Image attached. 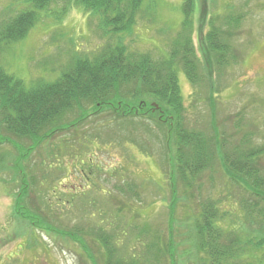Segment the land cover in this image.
<instances>
[{"label": "rangeland", "instance_id": "374dc122", "mask_svg": "<svg viewBox=\"0 0 264 264\" xmlns=\"http://www.w3.org/2000/svg\"><path fill=\"white\" fill-rule=\"evenodd\" d=\"M62 4L58 1L40 13V20L24 39L0 52L2 69L26 84L54 82L76 54H92L109 39L102 37L98 29L99 18L81 7L70 8L58 17ZM182 4L183 0H145L142 10L146 13L142 11L131 33L121 35L130 51L168 57L183 25ZM197 5L194 45L200 58L204 59L205 33L212 28L209 20L225 27L222 24L230 12L244 13V19L233 29L242 58L228 68L227 81L214 93L215 114L210 102L198 99L199 93L188 77L179 72L188 125L207 128L213 117L218 125L225 124L222 121L226 117L229 120L225 128L232 134L235 128L231 119L237 123V115L242 112L246 121L255 125L247 127L257 132L254 142L264 144V0H197ZM148 6L151 14L146 10ZM24 7V0H0L1 18L13 16ZM147 123L154 126L151 121ZM120 130L130 138L136 137L138 144L146 141L152 153L145 154L137 142L113 140ZM146 134L138 120L121 126L109 113L92 116L79 128L59 132L43 142L25 164L34 170L33 180L38 181L36 192L30 194L33 206L28 212L32 218L41 214L46 223L43 229L15 214L20 178L5 173V182L0 178V264H106L102 232L110 235L119 258L134 264L136 254L142 258L140 261H148L157 253V246L148 249L145 243L158 240L151 235L144 238L146 242L137 238L135 226L143 224L151 226L150 234H162L164 246L173 239L176 264H211L208 255L197 251L193 225L201 205L210 199L219 201L220 210L227 213L222 226H238L246 239L262 236L264 202L258 199L253 210L255 218L247 216L239 203L250 194L231 185L220 166L204 172L192 187L179 181L178 201L171 215L168 165L159 153V143H150ZM8 138L17 146L31 144L29 139ZM1 152L8 154L9 162L19 154L11 143L3 145ZM133 183L140 200L134 193L119 191V187ZM26 204L31 206L28 198ZM231 264H264V247L250 248Z\"/></svg>", "mask_w": 264, "mask_h": 264}, {"label": "trees", "instance_id": "16d2710c", "mask_svg": "<svg viewBox=\"0 0 264 264\" xmlns=\"http://www.w3.org/2000/svg\"><path fill=\"white\" fill-rule=\"evenodd\" d=\"M58 1L63 3L56 13L58 17L64 16L70 8L81 7L99 18L98 29L102 37L109 39L92 54H76L54 82L38 80L26 84L0 67V178L5 182L3 175L7 172L20 178L15 214L43 229L42 225L46 223H43L45 219L41 214L37 213L32 218L29 213L33 206L30 194L36 192L38 181L33 180L35 172L26 168V161L43 142L57 133L79 128L92 116L111 113L115 123L121 126L138 120L148 133V141L161 146L159 153L167 162V174L171 179V215L178 201L179 181L192 187L193 181L204 172L220 166L231 185L250 194L251 199L244 198L239 204L247 216L255 218L253 210L258 199L264 202V144L255 143L257 132L247 129L255 125L246 121L240 112L237 123L231 119L235 128L232 134L225 128L229 120L226 117L222 121L225 124L220 126L217 118L213 117L207 128L190 127L179 83V72L182 71L199 93L198 99L210 102L213 114L216 113L214 93L227 81L228 68L242 58V52L235 44L233 29L244 19V13L235 15L230 12L222 24L225 27L216 26L209 20L212 28L204 36L202 59L194 45L197 0H183V25L172 42L168 57H155L150 53L130 51L121 36L132 32L138 17L145 12L142 10L145 0H24V9L15 15L3 19L0 15V52L24 39L40 20L39 14ZM150 9V6L146 9L149 14ZM154 103L158 106L155 107ZM147 121L154 126L148 125ZM12 136L19 140L29 139L31 144L17 146L8 138ZM113 140L137 142L145 154L152 153L146 141L141 140L138 144L136 137L130 138L122 130ZM7 143L18 150L14 162H9L8 154L1 152ZM135 188L133 183L119 187V191L134 193V197L140 200V193ZM191 197L195 198L194 195ZM27 198L30 208L26 204ZM45 204L48 206V201L45 200ZM219 205V201L210 199L197 212L193 225L198 252L208 255L211 264H231L250 248L260 250L264 247V230L259 233L262 236L246 239L238 226H222L228 216ZM150 227L147 224L140 228L135 226L138 230L136 236L145 242L144 238L150 235L158 240H151L150 245L145 243L148 249L157 246V253L148 261H140L142 258L134 254V264H176L173 239L170 238L164 246L162 234L155 231L150 234ZM47 230L54 231L52 228ZM60 234L67 236L65 232ZM110 238L105 232L100 235L106 251L105 263L133 264L117 256L118 248Z\"/></svg>", "mask_w": 264, "mask_h": 264}, {"label": "water", "instance_id": "95a60500", "mask_svg": "<svg viewBox=\"0 0 264 264\" xmlns=\"http://www.w3.org/2000/svg\"><path fill=\"white\" fill-rule=\"evenodd\" d=\"M156 106V105H155Z\"/></svg>", "mask_w": 264, "mask_h": 264}]
</instances>
